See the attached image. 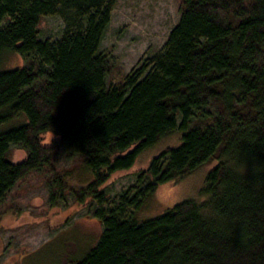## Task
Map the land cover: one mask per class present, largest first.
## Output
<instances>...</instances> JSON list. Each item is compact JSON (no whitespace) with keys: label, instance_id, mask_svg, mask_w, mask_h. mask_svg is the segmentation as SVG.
I'll use <instances>...</instances> for the list:
<instances>
[{"label":"trees","instance_id":"obj_1","mask_svg":"<svg viewBox=\"0 0 264 264\" xmlns=\"http://www.w3.org/2000/svg\"><path fill=\"white\" fill-rule=\"evenodd\" d=\"M116 1L0 0V221L19 189L44 188L49 206L71 195L103 228L67 264H264V0H176L162 49L113 81L101 42ZM45 16L61 19L59 39L41 37ZM12 54L23 63L5 67ZM175 131L145 186L110 201L107 181ZM211 160L202 200L137 219L158 185ZM78 161L89 179L74 188Z\"/></svg>","mask_w":264,"mask_h":264},{"label":"rangeland","instance_id":"obj_2","mask_svg":"<svg viewBox=\"0 0 264 264\" xmlns=\"http://www.w3.org/2000/svg\"><path fill=\"white\" fill-rule=\"evenodd\" d=\"M178 14L176 0H117L101 42V50L115 60V71L110 79L120 80L140 60L161 50ZM63 31L60 18H43L41 37L59 39ZM22 63L23 59L16 54L9 55L3 62L5 67ZM42 137L44 145L53 139L51 133ZM179 139L177 131L167 135L144 150L129 170L115 173L107 181L110 201H115L118 193L128 187L145 186V181L137 184L140 172L148 167L152 158L177 146ZM25 156L22 149L12 147L10 157L14 163ZM70 164L74 173L70 177L72 187L86 185L89 175L87 178L81 163ZM214 165L215 161H208L177 182L158 185L136 213L137 219L154 218L185 199L202 200L201 188ZM19 191L18 198L4 204L5 212L0 221V264H67L82 258L99 241L103 230L101 222L84 205L74 202L71 195L57 205L49 206L44 188Z\"/></svg>","mask_w":264,"mask_h":264}]
</instances>
